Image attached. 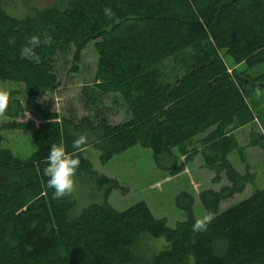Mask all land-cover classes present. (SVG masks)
<instances>
[{"label":"trees","instance_id":"1","mask_svg":"<svg viewBox=\"0 0 264 264\" xmlns=\"http://www.w3.org/2000/svg\"><path fill=\"white\" fill-rule=\"evenodd\" d=\"M44 33L52 40L36 48L40 62L20 59L27 40ZM89 41H96L98 57L92 85L83 87L86 101L120 100L129 114L124 121L92 122L88 116L73 121L38 104L56 83L54 56L71 47L78 58ZM219 51L246 68L264 61V0H51L23 18L0 6V83H20L40 119L35 127L18 121L23 106L13 97L0 123V131L30 129L34 146L20 158L1 146L0 134V264H128L129 247L141 234L165 241L149 264H264V186L219 209L222 200L253 181L231 129L238 118L252 119L246 97L264 88V71L230 75ZM81 133L88 142L75 150ZM198 134L203 136L196 145ZM59 143L78 152L76 184L86 186L90 198L77 214L71 213L75 196L54 198L43 174L51 145ZM248 144L264 150V135L250 131ZM134 145L148 148L164 171L178 157L191 159L199 151L212 181L225 180L197 194L204 212L214 214L207 231L192 230L197 218L185 191L174 197L185 219L173 227L155 218L143 201L122 210L109 205L118 182L96 172L82 149L92 146L105 163ZM233 150L242 173L227 159Z\"/></svg>","mask_w":264,"mask_h":264},{"label":"rangeland","instance_id":"2","mask_svg":"<svg viewBox=\"0 0 264 264\" xmlns=\"http://www.w3.org/2000/svg\"><path fill=\"white\" fill-rule=\"evenodd\" d=\"M51 0H0V6L10 16L23 18L31 13L33 8H42L49 5ZM96 41H89L79 53L78 58L73 57L72 48L68 47L64 53H57L52 61V69L56 77L53 88L47 89L38 99L41 108L54 111L59 116L77 121L81 116H88L92 122L105 117L109 123H119L129 118L125 106L120 100L104 97L100 102H87L83 94V87L89 89L94 78L98 54L95 49ZM227 73L232 75L235 71L240 76L255 77L264 71V61L252 68L245 64H235L228 54L219 51ZM168 63H165L167 65ZM167 69V67H165ZM243 71V72H242ZM181 71L178 73L180 74ZM0 86L7 88L10 98L17 97L23 106L18 121H27L31 127L37 126L39 116L30 108L29 98L23 92L22 85L18 82H2ZM113 100V102H112ZM246 101L251 109V120H235L231 129L237 143L244 148L243 155L248 165V171L253 176V181L247 184L242 192L222 200L219 209L246 197L253 188L264 186V150L258 146L249 147V132L264 135V88L257 95L252 92ZM25 113H30L31 118H25ZM6 120L0 116V123ZM28 130L6 129L1 130L3 137L1 146L9 149L11 153L20 158H25L34 150ZM203 135L194 136V143L199 145ZM186 149L190 148L185 144ZM176 148L172 151L176 153ZM191 159L178 157L176 165L169 171L158 169L153 162L148 148L139 145L131 146L124 151L113 155L105 163L100 162L98 151L92 146L82 149V154L91 162L93 169L108 177L114 178L119 187L111 190L107 202L116 210H122L130 205L143 201L155 218H163L168 227H173L176 222L185 219L184 212L174 203V197L180 191H185L193 197L192 211L195 218L202 217V209L197 194L202 189H217L225 184L221 178L213 182V173L203 166L199 151ZM228 161L239 172L244 171L237 151L233 150L227 155ZM76 202L72 214H77L90 198L87 196V187L76 184L73 192ZM165 245L164 238L151 237L147 234L139 235L129 247L131 261L128 264H149L152 256Z\"/></svg>","mask_w":264,"mask_h":264},{"label":"clouds","instance_id":"3","mask_svg":"<svg viewBox=\"0 0 264 264\" xmlns=\"http://www.w3.org/2000/svg\"><path fill=\"white\" fill-rule=\"evenodd\" d=\"M105 16L112 18L111 8L104 10ZM52 37L47 33L42 35H32L20 49V59L38 64L40 57L36 53V48L41 44H50ZM14 41H10L13 43ZM256 94H260V89H256ZM10 92L7 88L0 86V116H3L9 108ZM25 118H31L30 113H25ZM88 142L86 134H78L73 141V149L78 150ZM80 166V159L77 151L68 152L63 143L52 144L47 156V166L43 169V174L48 177L47 187L54 189L53 196L61 199L73 194L76 189V172ZM214 214L206 212L202 217L197 218L193 224L194 232L207 231L208 225L213 221Z\"/></svg>","mask_w":264,"mask_h":264}]
</instances>
